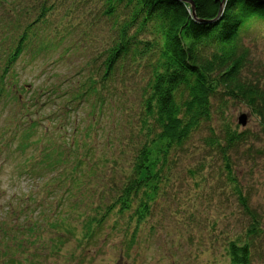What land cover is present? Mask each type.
Returning a JSON list of instances; mask_svg holds the SVG:
<instances>
[{
	"label": "trees",
	"instance_id": "trees-1",
	"mask_svg": "<svg viewBox=\"0 0 264 264\" xmlns=\"http://www.w3.org/2000/svg\"><path fill=\"white\" fill-rule=\"evenodd\" d=\"M222 1L23 0L25 5L17 12L19 17L15 22H4V26L11 23L13 30L8 29L0 40V97L14 95L17 80L13 78V69L19 58L39 45L41 49L36 48L31 54L30 62H33L39 53L49 48V41H45L42 33L46 27L53 29L54 36L71 34L76 30L75 24L80 23L73 22L75 14L78 11L86 14V21L78 29V43H71L59 58L65 57L70 49L78 50L92 35L96 22L103 21L109 27L105 40L93 43L92 39L83 47L87 53L83 57L88 60L84 64L87 71L82 67L74 75L79 79L72 89L59 93L72 79L63 76L59 77L58 86L49 83L41 86L42 93L48 95L44 102L42 96L18 98L20 113L15 130H11L16 133L15 137L13 133L8 136L0 133V150L2 147L5 150L15 143L21 132L12 154L24 156L22 172L36 173L49 196L59 187L66 190V195L81 191L82 198L74 206L83 207L86 187L94 188L97 181L101 183L96 201L94 195L87 201H93L92 216L77 214L79 218L88 219L82 223L84 240H80L87 247L98 240L103 225L112 216L115 217L113 228L126 225L124 235L127 236L131 221L139 225L152 215L161 200L170 202L171 197L176 196L169 190L170 181L179 168L185 166L184 157L189 155L198 137L202 147L212 150L219 164L221 161L219 174L234 188L245 214L250 217L247 237L237 234L226 241V255L232 264H253L252 258L259 252L253 239L262 234V221L249 195L242 192L232 154L250 138H258V134L248 129L240 132L238 126L234 127L229 121L226 110L232 102L244 103L258 117L260 131L264 133V83L256 69L260 60L254 59L251 46L264 31V0H225L223 4ZM2 2L7 3V0H0V4ZM190 2L194 3V9ZM58 8H62L65 18L70 16V21L54 24L52 13ZM90 14L96 18L89 22ZM21 18L24 21L17 20ZM17 27L21 32L15 35ZM129 93L135 96L132 104L125 102ZM56 97L60 101L55 100ZM107 102L113 106L117 103V129L118 132L123 129L117 138L119 146L133 150L127 166L116 158L117 153L104 148L97 154L98 150L93 151L94 147L87 144L88 139L82 144L77 139V130L84 120L73 119L74 108L91 104L92 110L86 114L95 121L98 134L97 122L101 123L107 111L112 112L106 108ZM45 103L47 106L53 103L49 111ZM44 118L59 122L65 135L60 137L48 125H43L40 121ZM214 120L220 124L219 129ZM50 134L52 142L45 141ZM32 137L36 147L26 156ZM110 145L114 146L113 142ZM81 149L85 152L83 157ZM202 161L184 170L186 177L197 184L199 179H206L201 175L206 165ZM107 168L112 170L110 174L105 172ZM33 196L26 197L31 201ZM56 202L59 208L60 201ZM43 204L42 199L35 197L39 210ZM15 211L11 206L10 215ZM39 224V221L33 223L34 227ZM5 226L7 224L2 222V233L6 231ZM59 226L55 223L49 227ZM64 228H67L65 236L77 232L69 225ZM136 233V230L131 233L129 246ZM2 242L5 246L0 254L13 257L17 253L15 248L8 241L0 240ZM257 255L264 257V252ZM10 260L6 262L19 264L16 259Z\"/></svg>",
	"mask_w": 264,
	"mask_h": 264
},
{
	"label": "rangeland",
	"instance_id": "rangeland-1",
	"mask_svg": "<svg viewBox=\"0 0 264 264\" xmlns=\"http://www.w3.org/2000/svg\"><path fill=\"white\" fill-rule=\"evenodd\" d=\"M11 2L14 3L11 4ZM23 5H25L23 0H7V3L0 4V40L8 29L13 30L11 23L5 24V27L4 22L13 20L15 22V19L19 17L17 12ZM61 9L58 8L52 13L53 19L56 20L54 24L59 25L70 21V16L65 18ZM82 13L78 11L75 14L76 18L72 19L74 23L80 22L75 24L74 33H67L66 36L62 34L54 36L53 29L46 27L42 33L45 41H49V48L39 53L35 61L30 62L32 61L30 58L36 48L41 49L39 45L33 46L28 54L25 53L19 58L15 69H13V73L15 72L13 78L15 81L17 80L14 95L4 94L0 97L1 134L11 135L13 133L11 130L16 127L15 122L21 105L18 98L27 99L42 96L41 99L44 102L45 96L48 95L42 93L43 87L41 86L45 83L58 86L59 77L63 76H70L72 79L70 78L71 80L62 86L59 90L60 94L63 90H70L76 85L79 78L74 75L82 67H86L84 64L88 61L83 58L87 54L82 50L83 47H87L86 43L88 44L92 39L93 43H99L101 39L105 40L109 31L106 23L96 22L92 35L81 45L78 44V50L70 49L65 57L59 58L60 53L71 47V43H78L76 42L78 29L84 20L86 21V14L83 13L82 16ZM92 15L90 14V18H88L89 22L96 18ZM81 17L83 19H79ZM17 20H22V18ZM20 32L21 30L17 27L13 33L18 35ZM251 46L254 59L260 60L259 67L256 69L260 72L261 80L264 83V31L259 33L258 40ZM129 94V98L125 102L132 104L135 101V96L132 93ZM54 99L60 101L57 97ZM52 104L50 103L49 106ZM116 105L117 103L113 106L107 102L106 108L111 109L112 112L107 111L102 117L101 123L97 122L98 134L95 130L97 128L95 121L86 114L92 110L91 104H81L80 107L74 108L72 114L73 119L76 117L80 122L84 120L80 129L77 130L78 142L82 144L88 139L87 144L94 147L93 151L98 150L97 154L104 148L113 154L117 153L116 158L123 166H127L133 150L131 147L124 150L122 145L119 146L117 138L123 129L121 128V131L119 129L118 132L119 115L115 111ZM44 106L46 111H49V106L46 103ZM226 113L229 121L234 127L238 126L240 132L248 129L252 133L258 134V138L253 140L250 138L247 143L241 144L239 151L232 154V159L243 194L249 195L252 207L260 214L263 232L253 240L256 241L255 245L258 251L264 252V152L257 151H264V133L260 131L258 117L253 115L244 103L232 102ZM242 113H247L246 125L239 123ZM40 122L43 125H48L52 132L59 133L60 137L65 135L64 128L59 126V122L45 118ZM214 123L219 129L220 124H217L215 120ZM43 125L39 126L41 130L44 129ZM40 129H37L38 133L41 132ZM20 133H18L15 143L20 140ZM13 134L15 137L16 133ZM51 139L50 134L45 138V141L52 142ZM112 142L114 146L110 145ZM15 143L9 144L5 150L3 147L0 150V225L2 222L7 224L6 231L3 233L0 231V240L8 241L17 253L13 257L5 256L4 253L0 254V264H10L6 262L10 259H16L19 264H232L225 252L226 241L235 238L237 234L247 237L246 229L250 217L245 214L234 188L225 180L224 175L219 174V169L222 166L221 161L219 164V159L213 154V151L205 150L202 147L198 137L195 138L189 155L184 157L186 158L185 166L180 167L178 174L173 177V181H170L169 185H172L169 190L171 193L175 192L176 196L171 197L170 202L161 200L145 222H140L138 225L131 221L127 236L124 235L126 225L119 224V228H113L115 217L112 216L103 225L104 229L98 235V240L88 247L84 241H80L81 238L84 240L81 235L82 229L84 230L82 223L88 219L79 218L80 216L77 214L92 216L95 207L93 201H87L93 195V200L98 197L101 183L97 181L94 188L87 186L85 190L82 189L87 197H85L87 203L85 202L83 207L74 206L82 198L81 191L66 195V190L59 187L49 196L43 180H40L36 173L22 172L24 156L12 154V149L16 146ZM29 144L26 156L35 150L36 144H34L33 137ZM80 152H83L82 149ZM201 160L206 164L205 169L201 171V175L206 179L202 181L197 179L199 183L197 184L194 179L186 177L184 170L186 167L200 164ZM111 171L110 168H107L105 172L110 174ZM94 190L96 191L94 192ZM33 193L35 197L43 200L41 211L39 207L35 206ZM28 195L31 198L33 196L34 199L30 201V197H26ZM57 200L60 201L59 208L56 207ZM11 206H14L16 211L10 215ZM35 221L40 222L36 227L33 225ZM55 223L61 226L49 227ZM68 225L77 229V232L72 236H65L67 228L64 227ZM135 230L136 238L129 246L128 243L132 238L131 233ZM13 235L16 236V239ZM6 236H8L7 240ZM248 238L250 237L248 236ZM3 246H5V242L0 243V249ZM45 250L46 252H43ZM259 252L255 253L252 258L253 264H264V257L260 258L257 255Z\"/></svg>",
	"mask_w": 264,
	"mask_h": 264
},
{
	"label": "water",
	"instance_id": "water-1",
	"mask_svg": "<svg viewBox=\"0 0 264 264\" xmlns=\"http://www.w3.org/2000/svg\"><path fill=\"white\" fill-rule=\"evenodd\" d=\"M225 2V0L222 1V4ZM191 3V6L192 8L194 9V3L193 2H190ZM222 7V6H221ZM223 11V7L220 11V14L222 13ZM247 113H242L241 116L239 117V123L243 124V125H246L247 124Z\"/></svg>",
	"mask_w": 264,
	"mask_h": 264
}]
</instances>
